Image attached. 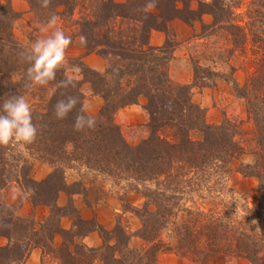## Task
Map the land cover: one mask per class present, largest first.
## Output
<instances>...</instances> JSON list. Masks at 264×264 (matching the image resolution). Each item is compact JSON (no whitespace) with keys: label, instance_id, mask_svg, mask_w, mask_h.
<instances>
[{"label":"trees","instance_id":"obj_1","mask_svg":"<svg viewBox=\"0 0 264 264\" xmlns=\"http://www.w3.org/2000/svg\"><path fill=\"white\" fill-rule=\"evenodd\" d=\"M76 1L51 0L49 8L45 9L38 0H28L38 21L44 24L53 13L74 15L78 5L85 12L79 19L82 34L87 38V44L83 46L87 53H98L107 60L105 71L80 62L85 80L104 100L97 117V128L74 131L79 104L66 119L54 117L53 105L58 99L73 95L82 102L84 100L80 81L74 79L77 81L75 87H57V82L66 73L63 68L57 73L56 81L48 85L52 94L45 100L44 109L33 112V121L39 126L40 133L36 142L29 145L54 166L80 161L118 180L136 181L134 189L145 196L144 206L137 208L143 216L140 236L149 245L144 253L132 248L129 244L131 235L120 221L114 228L106 229L95 221L76 216L79 224L88 223L90 227L85 231L63 229L61 216L76 210L73 208L69 212L68 208L58 206L54 198H48L54 190L56 193L65 190L60 181L57 187L54 184L58 170L62 172L56 167L47 179L38 182L43 198L33 200L35 204L52 208L41 228H36L34 219L18 215L16 205L0 199V236L8 237L11 243L14 236L17 238L13 245H0V264L23 262L34 247L55 252L60 264H154L158 255L169 249L162 244L161 236L170 224H177L174 206L181 198L178 194L186 186L200 185L213 176L211 169L216 173L217 168L222 169L244 153L236 140L240 126L229 119L220 124L208 123L205 109L192 100V84L173 82L168 67L173 55L167 52L168 46L155 47L149 43L151 32L155 29L168 32L171 20L182 18L189 22L204 13L212 14L215 25L230 30L235 41L242 38L241 43H246L250 37L252 49L257 54L255 70L245 83L239 85L234 79L232 83L237 96L245 100L248 117L255 124L258 146L253 163L242 164L237 170L259 179L261 195L256 209L247 208L249 221L245 230L234 229L231 222H223L221 215L209 214L204 216L201 227L204 232L191 231L187 222L182 224L184 232L177 228L176 234L178 240L181 238L188 244L205 237L216 254L264 264V228L257 231L256 224L252 223L255 220L260 226L264 224V0H250L243 15L236 12L241 0L198 1L197 9L191 7L193 0ZM19 16L10 2L0 3V97L24 95L27 90L24 84L28 64L21 60L19 53L28 46L16 38L13 30ZM198 68L194 65L195 74ZM140 97L147 98L144 105L149 114L147 135L137 145H132L123 136L114 115L120 108L138 103ZM193 131H200L201 137L193 138ZM5 154V147L0 146V166L6 162ZM4 175L5 168L0 171V194L7 186ZM153 180L159 185L157 188L140 187ZM35 198L34 195L32 199ZM151 204L155 206L154 210L149 208ZM192 221L196 225L200 219L191 217L189 222ZM91 230H97L103 239L99 248L88 247L78 240ZM55 234L63 237L58 248L53 243Z\"/></svg>","mask_w":264,"mask_h":264},{"label":"rangeland","instance_id":"obj_2","mask_svg":"<svg viewBox=\"0 0 264 264\" xmlns=\"http://www.w3.org/2000/svg\"><path fill=\"white\" fill-rule=\"evenodd\" d=\"M82 1L77 0L76 2L81 3ZM198 1L210 0H193L191 1V7L197 9L199 7ZM5 2L11 3L10 0L0 3ZM241 2L242 4L236 9V12L243 15L250 0H241ZM85 3L87 2L85 1ZM78 9H76L77 11L75 10L74 15L58 16L57 26L62 28L73 39V44L66 53L68 62L64 68L67 75L81 82V89L84 94L83 103L87 105L88 114L97 118L104 105V100L92 91L91 83L85 80L80 62L82 61L85 65L92 67L85 62L84 55L92 53L98 56L101 55L95 52L87 53L86 48L80 44L79 37L83 35V28L79 19L82 13L85 12L79 5ZM176 19L184 21L193 29V32L190 30L193 36L186 42L183 39L189 35V30L177 29V27L173 26L172 22ZM244 23L243 21L242 24ZM43 27L44 23L39 22L31 10L25 15L20 13L19 18L14 23L13 30L20 42L30 46L35 39L48 34L41 31ZM168 27V32L165 31L167 33L165 42L168 46L167 52L174 57L175 49L179 48L180 54H182L179 57L184 60L183 64H178L177 67L172 66L173 58L169 62V73L173 82L181 83L176 80V73L179 72L182 77H185L187 66L188 71L190 67V70L192 69L193 82L188 84L193 86L191 95L193 102L205 109L206 120L210 124H220L224 119L237 123L240 126V133L237 134L236 140L243 147L244 153L222 169L216 167V173L213 171L214 169H211L213 176L203 180L200 185L186 186L184 191L178 194L181 198L178 199V205L174 207L177 212L176 221L179 226L170 224L163 231L161 236L162 244L169 249L162 251L154 264H246L247 262L243 261V257L233 255L224 257L223 254L214 253L211 247L208 246L205 237L201 241L194 242V244L185 243L181 238L178 240L176 231L178 228L181 229V232H184L183 229L185 227H182V224L188 222L191 225V231L204 232V229H201L205 221L204 216L209 214L221 215L224 218L223 222H231L234 229L245 230L249 221L247 208L256 209L259 205L261 195L259 179L255 176H245L237 170L239 167L241 168L242 164L253 163L255 152L258 149L255 139L257 131L254 122L248 117L245 100L237 96L232 83L233 79L239 85L245 83L247 77L255 70L257 54L252 49L253 43L250 37L246 43H241L242 38L240 41H235L230 30L215 25L212 14H201V16L199 15V17L197 16L189 22L182 18H175L169 22ZM179 32L180 34H178ZM178 39H182V41ZM180 42H182V46L178 47ZM101 57L106 63L105 69L102 70L105 71L107 60L103 56ZM194 65L199 66L196 74ZM77 68H79V71H76ZM204 88L211 89H206V92H202ZM51 94L52 91L48 85L37 87L32 91L26 90L24 93L26 99L32 105L33 112L42 111L45 107L44 105H46L45 100ZM146 102V97H140L138 103L122 107L114 115V120L119 125L123 136L132 145H137L147 135L146 124L149 120V114L144 108ZM192 137L198 139L201 137V132L193 131ZM5 151L6 162L0 166V171L5 168L4 179L7 181V186L0 194V199H3L9 205H16L18 215L33 219L31 215L28 216L26 212H23L25 210L23 207L27 204V200L36 205L33 200L36 201L40 197L43 198L41 185L38 182L47 179L58 167L62 169V172L58 170V176L57 178L55 177L56 183L54 184L57 187L61 182V186H65V191L69 193L70 199L65 209L67 210L68 208L69 212L73 208L76 210L75 213L68 212L72 216V221L75 225V228L70 229V231L79 229L85 231L90 227L88 223L81 222L79 224L77 221L79 218L99 223L96 219H86L80 215L74 205L73 194L82 193L86 199L90 197L94 203L104 202V200L112 198L115 205L119 207L115 226L120 221L126 232L131 235L130 246L143 253L146 251L149 244L140 236L143 216L137 211V208L144 206L145 196L134 189L137 184L136 181L118 180L116 177L89 168L80 161H73L71 164L63 162L59 163L58 166H54L45 158H41L37 154V150L30 147L29 144L5 147ZM228 168L230 169L229 171L227 170ZM41 175L46 177L40 179ZM142 186L155 189L159 185L153 180L142 183L140 187L142 188ZM11 192L16 193L17 197H19L15 203L7 202V199H10V201L13 199L14 195L12 194V196ZM59 193L60 191L56 193L54 190L53 194L48 196V198H54L57 203ZM7 194H10V196ZM32 195H35L36 198L32 199ZM48 206L51 214L52 208L50 205ZM149 208L154 210L155 206L151 204ZM76 216L80 217L77 219ZM191 217L200 219L199 223L195 225L193 221L189 222ZM255 228L257 231H261L264 228V224L260 226V224L256 223ZM15 237L12 239L13 242L17 240ZM179 237H181V234ZM13 242L11 243L6 236H0V245L4 246L9 243L13 245ZM49 253L53 256H47L43 260V264H60V260L54 257V255L57 257L55 252ZM26 260L23 262L17 260L10 264H25ZM57 260L59 261L57 262ZM246 260L249 261L248 259Z\"/></svg>","mask_w":264,"mask_h":264},{"label":"clouds","instance_id":"obj_3","mask_svg":"<svg viewBox=\"0 0 264 264\" xmlns=\"http://www.w3.org/2000/svg\"><path fill=\"white\" fill-rule=\"evenodd\" d=\"M42 8H49L51 0H38ZM59 17L53 13L49 16L42 32L45 36L35 39L19 56L28 64L25 73V87L32 91L37 87H45L56 81L57 73L67 64V50L73 44V39L58 27ZM51 29V31H49ZM81 45L87 44V38L79 37ZM79 71V68L76 69ZM77 81L65 73L63 79L57 82L59 88L75 87ZM55 89L53 90L54 94ZM0 97V146L11 147L20 144H33L38 139L40 128L33 121V108L25 95L6 94ZM80 105L76 114L73 129L76 132L95 130L97 118L88 114L85 105L78 96L67 95L58 99L53 105V115L58 120L66 119ZM256 224L257 221H252ZM259 230V229H258Z\"/></svg>","mask_w":264,"mask_h":264},{"label":"crops","instance_id":"obj_4","mask_svg":"<svg viewBox=\"0 0 264 264\" xmlns=\"http://www.w3.org/2000/svg\"><path fill=\"white\" fill-rule=\"evenodd\" d=\"M4 1H8V0H0V2H4ZM10 1L14 9L20 13H23V15L31 12L30 4L27 0H10ZM116 1L124 2L126 0H116ZM172 25L177 27V29L181 28L187 31L189 30V35L185 36L183 39L185 40V42L193 36L192 33L193 29L184 21L176 19L172 22ZM178 34H180V32ZM166 39H167V33L165 31L155 29L151 32L149 43L150 45L155 47L163 46L166 42ZM178 40L182 41V39H178ZM181 43L182 42L179 43L178 47L182 46ZM179 56L181 57L182 54H180V49L177 48L175 49L174 52V57H173L174 60L172 63L173 67L174 66L177 67L178 64L180 65L183 64L184 60ZM84 59L85 62H87L90 66L96 68L97 70L102 71L105 69L106 66L105 60L101 56H98L97 54L92 53V54L84 55ZM176 80L184 84L192 83L193 82L192 69L190 70L189 67V71H188V66H187V73L185 74V77H182L181 74L177 72ZM206 89H211V88H204L202 92H206ZM45 177H46L45 175H41V177L39 178L44 179ZM10 194L14 195V196L12 195L13 199L11 201L10 199H7V202L15 203L19 197H17L16 193L14 192L13 193L11 192ZM10 194L7 195L10 196ZM72 198L74 200L75 207L78 209L80 215L83 216L84 218L96 219L99 222V224L103 225L106 229H112L115 226L116 218L117 215L119 214V207L118 205H115L112 198L106 199L104 200V202H100V203L92 202V199L90 197L86 199L82 193H75L72 195ZM69 199H70L69 193H67L65 190H61L57 198V204L60 207L65 208V206H67L68 204ZM23 209H25L23 210V212H26V215L28 216L31 215V217L35 220L37 229L41 228V225L48 219L50 214V207L48 205L45 204L34 205L30 203L29 200H27V204H25ZM72 220L73 218L72 216H70V214L62 215L60 218L61 227L66 230L75 228L74 227L75 225ZM54 239H55L54 247L55 248L60 247L63 241L62 236L60 234H55ZM81 240L85 245L91 248H99L103 244L102 237L97 230H91L85 236H83ZM50 255L53 256L49 252H45L41 247H34L31 250V253L29 254L25 264H43V260H45V258ZM54 257L55 259H58V257H56L55 255ZM242 259L243 261L247 262L246 264H251L246 259L244 258ZM58 261L59 260H57V262Z\"/></svg>","mask_w":264,"mask_h":264}]
</instances>
